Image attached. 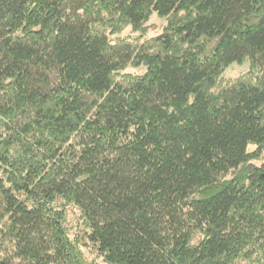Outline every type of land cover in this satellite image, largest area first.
Returning <instances> with one entry per match:
<instances>
[{
    "label": "trees",
    "instance_id": "1",
    "mask_svg": "<svg viewBox=\"0 0 264 264\" xmlns=\"http://www.w3.org/2000/svg\"><path fill=\"white\" fill-rule=\"evenodd\" d=\"M82 248L264 264V0H0V264Z\"/></svg>",
    "mask_w": 264,
    "mask_h": 264
},
{
    "label": "rangeland",
    "instance_id": "2",
    "mask_svg": "<svg viewBox=\"0 0 264 264\" xmlns=\"http://www.w3.org/2000/svg\"><path fill=\"white\" fill-rule=\"evenodd\" d=\"M155 24L160 26L163 24V21L161 20H154ZM160 31H152L150 32L149 36H154L156 34H158ZM128 36V33L125 32ZM126 37V36H125ZM248 69V66L247 65H244V66H233V67H230L228 68V70L226 71V74L225 76H223V79H225V81L227 83L233 81V80H236L240 77H242L245 73H246V70ZM70 219H72V217H70ZM81 231V230H80ZM82 251L87 259V262L89 261V264H102V261L101 260H95L94 261V258L90 259L92 256V254H90L88 251H86L85 249L82 248Z\"/></svg>",
    "mask_w": 264,
    "mask_h": 264
}]
</instances>
